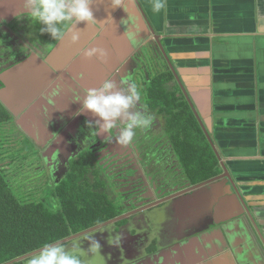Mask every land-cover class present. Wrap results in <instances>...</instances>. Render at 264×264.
<instances>
[{
	"label": "crops",
	"instance_id": "0c3cea01",
	"mask_svg": "<svg viewBox=\"0 0 264 264\" xmlns=\"http://www.w3.org/2000/svg\"><path fill=\"white\" fill-rule=\"evenodd\" d=\"M4 4L0 15L11 10L12 21L23 10V0ZM92 11L98 23H78L54 48L24 53L3 74L13 100L24 101V107L12 105L20 110L12 115L20 117L21 131L49 141V149L42 147L48 158H65L68 147L80 150L91 139L88 121L95 118L78 115L82 103L76 99L106 79L123 87L139 77L142 89L151 78L136 58L148 56V49L152 65L158 63L152 72L169 71L171 85L193 104L224 177L194 191L184 180L169 207L155 208L165 200L152 205L161 235L153 255H139L125 240L122 253L110 260L264 264V0H167L160 14L153 13L151 0H121L117 8L112 0H93ZM72 31L80 33L78 43L72 42ZM129 31L136 33V44L124 35ZM88 47L107 49V60L86 58ZM99 137L120 145L113 132Z\"/></svg>",
	"mask_w": 264,
	"mask_h": 264
},
{
	"label": "trees",
	"instance_id": "16d2710c",
	"mask_svg": "<svg viewBox=\"0 0 264 264\" xmlns=\"http://www.w3.org/2000/svg\"><path fill=\"white\" fill-rule=\"evenodd\" d=\"M174 81L170 72L155 75L146 81L144 95L150 110L166 124L184 180L197 186L219 177L222 169L188 101L180 88L171 85ZM15 124L0 100V264H12L45 243L63 242L124 213V204L107 195L106 184L93 183L98 168L85 154L80 163H70L68 175L52 189L37 181L42 172L36 167L43 157L34 148H24L21 134L15 140L11 133ZM13 264H27V260Z\"/></svg>",
	"mask_w": 264,
	"mask_h": 264
},
{
	"label": "clouds",
	"instance_id": "9594fccd",
	"mask_svg": "<svg viewBox=\"0 0 264 264\" xmlns=\"http://www.w3.org/2000/svg\"><path fill=\"white\" fill-rule=\"evenodd\" d=\"M92 5L93 0H23V10L20 13H16V17L18 19L27 17L33 25H41L39 29L41 34L48 33L54 40H62L70 29L76 28L75 26L78 23L86 22L88 26L98 23L94 18ZM120 6L121 0H112V8ZM151 8L153 13L160 14L167 8V0H151ZM124 35L133 44L137 43L135 32L129 31L124 33ZM71 39L74 44L78 43L80 33L72 31ZM83 54L86 58H96L101 62L106 61L109 56L108 50L103 47H88L84 50ZM76 101L82 103L77 113L78 115L91 113L95 118L94 122L88 121V125H92L95 128L94 135L108 137L115 131L117 143L121 145L131 144L137 134V130L147 129L153 122L152 116L143 109L141 105V91L137 84L133 82L121 87L116 81L106 79L99 87L86 89L84 95L77 98ZM16 120L17 118H15V123ZM15 125L18 136L21 134L25 137V140L26 138H29L31 141L35 140V138L30 135L28 137V134L21 131L19 123ZM29 147L32 149L31 146ZM81 155L71 157L68 160L79 158ZM70 162H68L69 165ZM44 173L37 178V181L42 182L44 185L46 183L51 187L53 180L48 177L49 179L47 178L46 181ZM43 190L47 191L45 188ZM122 211L124 213L121 216L111 221L131 214L129 213V209H123ZM126 220H129V218H124L113 224H109L110 221H108L99 226L103 225L102 228H104L112 225L116 230H119ZM97 227L87 232L102 229ZM89 233L70 241L73 242L71 245H66L70 242L63 243L59 240L45 243L38 251L29 256L27 264H106L105 257L101 254L102 246L100 242L94 236L88 237ZM84 237L88 241L86 249L83 247L82 240L77 241L82 238L84 239ZM108 242L113 244L111 237Z\"/></svg>",
	"mask_w": 264,
	"mask_h": 264
},
{
	"label": "flooded vegetation",
	"instance_id": "af4514ba",
	"mask_svg": "<svg viewBox=\"0 0 264 264\" xmlns=\"http://www.w3.org/2000/svg\"><path fill=\"white\" fill-rule=\"evenodd\" d=\"M26 21L27 20L25 18H23L22 21H19V23L20 22L22 23L20 30H17L16 34L14 35L12 34L11 36L12 39L11 38L9 39V43L7 44L8 46L5 45V42L1 41L2 37L0 38V91L1 92L8 89V86H6L7 82L4 83L1 81V77L3 76V74L9 72L12 66H15L17 63L20 62V60H23L24 58V54L17 55L20 51H17L16 49L19 46L25 44L23 43V40L28 42V40L23 37L24 33L22 32V27L25 26L24 23ZM9 22L13 24L14 20L13 21L9 20ZM29 22L31 24L30 20ZM2 28L4 27H0L1 32H3ZM5 32H7V30L4 28V32L1 33V35L7 34ZM17 34L21 37V39H19L20 37H17ZM18 39L21 41L22 44L17 45L18 42H14L15 40ZM59 41L60 40L56 41L50 38L49 36L48 37L43 36V38L36 39L37 45L33 49L42 50V51L49 50L50 48H54ZM13 47L15 48V50H13ZM3 48H6L8 52L4 53L2 51ZM12 51L15 52V56L17 55V57H15L13 61L10 60L11 58L9 57L10 54L13 53ZM139 79L140 78L137 77L134 78L133 81L137 83L138 87H141L140 85L141 82ZM9 109L11 110L12 114L13 112H15L13 109H11V107H9ZM146 112L151 116H155L154 112L150 109L149 112L148 111ZM156 118L158 117L155 116L154 121L152 122L151 126L148 128L151 135L150 138H148L147 136L146 137L149 140L152 139L153 141V137H154V135H152L153 131H157V133L161 134L160 136L155 135L156 137H160L157 140L158 142L160 141L159 147L157 146L156 148L157 154L160 153L158 156L159 158L162 155L160 151H166V149L172 150V145L168 135L164 133V130H158L161 129L159 127L161 125L159 121L160 119L159 118L156 119ZM162 129H164V127H162ZM138 133L140 137H138ZM145 133L146 132L144 131L142 133V131L138 129L137 134L131 145L130 146L127 145L126 147H124L125 145L121 146L120 150L119 149L116 150L115 145H112L109 142L106 151L96 152L97 155H100V160H101L100 164H101V169L103 171V175L111 181V184L114 188L113 190H115L114 194L111 193L112 189L108 186L107 182H104V184H106L107 186V190H109V192H107V195H111V197H114L116 203H120V204L124 203L125 207H123V209H129V213L132 214V216L129 217V220H126L124 222L125 224L121 226V229L119 230H116L115 227L110 225L102 228L101 230L98 231L93 230L92 232L89 233L88 237L94 236V238L100 242L102 246L101 254L106 258V264H116V259L118 254L119 253L121 254L123 251V248L121 246L122 244H124L125 240L128 241V247L134 249V251L138 252L139 255L141 254L146 256L153 255V252L158 243L157 240L158 238H159L158 241L161 240V235L159 231L157 232L155 231L157 227V223L156 225H154L153 223L154 221H152V217L154 216L155 209L153 208L150 209V208L152 207V205L155 204V202L165 200L167 202L164 205H162V207L159 206L160 207L159 208L155 206V208H158L157 210L163 211L162 209L163 206L169 207L168 205L171 203L170 201L173 200L171 199L172 196L176 195L175 193H178L176 189L183 188L184 190L185 187L184 185H181L184 182V178L183 176H179L178 172L174 173L173 176L169 174L166 178V182L167 180H171L172 178H176L178 180L180 179L181 183L180 186L178 187L174 186L171 187V190L167 189L169 188L168 186L169 182L166 185H162V187H161L162 183L161 184L157 183L156 185L154 184L153 188L147 186V183L145 182L146 177L148 176L149 178H151L150 175L152 173L153 168H155L156 165L155 163H159V162L158 161L154 162V167L152 166V168L145 167L148 166L146 163L148 154L151 155L154 151V150L152 151L151 147L147 148V146L145 147L147 148L148 151H145L146 148L143 147L145 144L142 146L138 145L137 140L138 139L141 140L142 138H144L142 136L146 135ZM32 141H36V140H32ZM89 143H90V139H89ZM134 144L136 146H134ZM69 149H72V152H69L70 156L72 154H76V156H79L77 155L78 152L80 151L79 149H75L74 147L71 148L68 147L67 150ZM65 156L68 159L71 158L67 156V152L65 153ZM161 157H162L161 159L163 160V156ZM42 159L44 160V158ZM45 159H46L45 161L46 163L40 161L42 163L39 166H37L36 169L42 173L47 170L50 171L52 176L51 179L53 180V185H57L58 182L62 181L63 178L67 176V172L69 171L70 165L68 161L65 162V158L63 157H60L59 163L53 161L52 164L51 163L49 164L48 157L45 156ZM52 188L53 187L51 186V189ZM154 188H157V191L153 192ZM159 193L161 194L160 196ZM156 195L159 196L158 200L156 197H154ZM145 208H148L150 210L144 211ZM148 218H150L151 225L147 223ZM154 219H156L155 216ZM135 228L138 229L139 231H137V233L135 232L131 233L132 231H136ZM156 235H158V237ZM110 237L113 240V244H110L108 242ZM83 240H85L84 242L85 245L88 246V241L86 239ZM111 257L116 259L114 261H111L110 260Z\"/></svg>",
	"mask_w": 264,
	"mask_h": 264
},
{
	"label": "rangeland",
	"instance_id": "374dc122",
	"mask_svg": "<svg viewBox=\"0 0 264 264\" xmlns=\"http://www.w3.org/2000/svg\"><path fill=\"white\" fill-rule=\"evenodd\" d=\"M16 14H14V16H15ZM10 20L11 18L9 17V15H0V27H4L6 30H7V32H5V33H7V34H5V35H1V33H3L4 32V28H2V31L3 32H1L0 31V38L2 37V39H1V41L2 42H5V45L6 46H8L7 44L9 43V39L11 38V36H12V34L14 35V34H16V31L17 30H20V27H21V25H22V23L20 22L19 23V21H22L23 20V18L22 19H17L16 18V20L14 19V22H13V24L11 23V22H9V20ZM27 21L24 23L25 24V26L24 27H22V32L24 33V35H23V37L25 38V39H27L28 40V42L27 41H25V40H23V43H25V44H23V45H21V46H19L16 50L17 51H20L17 55H19V54H26V53H28L30 50H34L33 48H35L36 47V45H37V43H36V39L37 38H43V36H46V37H51V35L50 34H48V33H44V34H41L40 33V31H39V29H40V27H41V25H39V24H36V25H33L32 24V22H31V24H30V22H29V19L27 18V17H24ZM10 32V34H9V32ZM48 35V36H47ZM17 37H20L18 34H17ZM16 37V38H17ZM16 38H14V39H16ZM12 39V38H11ZM19 39H21V37L19 38ZM15 40L14 42H18V44L17 45H20V44H22L21 43V41L20 40ZM13 41V40H12ZM9 50V49H8ZM13 50H15V48L13 47ZM2 51L4 52V53H6V52H8L7 50H6V48H3L2 49ZM13 52V51H12ZM146 54L148 55V56H150L151 55V53L150 52H148V49L146 50ZM148 56H146V55H144V56H142V55H139L137 58H136V60L140 63V65H141V69H140V71H145L144 73L146 74V77H149V78H152V77H154L155 76V74H154V72H152V70H151V66H152V68L154 69V66H158V63L157 62H155L154 63V66L152 65V61L149 59V57ZM11 59L10 60H12L13 61V59L15 58V52H13V53H11L10 54V56H9ZM164 64H166V63H162V64H160V66H165ZM144 65H146L147 67L143 70V66ZM167 72H169V71H167ZM167 72H163L164 74L165 73H167ZM162 73V74H163ZM141 77V76H140ZM141 90V105H142V107H143V109L145 110V111H148L149 112V109H150V107L148 106V104H147V100H146V98H145V95H144V92H145V90H146V88H145V86H143L142 87V89H140ZM147 97V96H146ZM5 106V105H4ZM30 110V108L26 111V112H28ZM152 118H153V121H154V119H155V116H152ZM63 119V118H62ZM156 119H158V118H156ZM64 120V119H63ZM18 123L20 124V117H17V120H16V124L18 125ZM163 123V122H162ZM164 125H166L165 124V122H164ZM15 128V130L12 128L11 129V133L13 134V136L15 137V140H16V138L18 137V132H17V128L16 127H14ZM158 129V128H157ZM94 130H95V128L94 127H92L91 125H89V129H88V132H87V134H89L90 135V143H89V140H87V142H86V144H82L81 146H80V151H81V154H85L86 156H89V158H87L86 160H91V163L93 164V165H95L98 169H96L95 170V175H94V181H93V183L94 182H96L97 180L99 181L100 180V182H102L103 184H104V182H107V184H108V186L112 189V191H111V193H115V190H113L114 188H113V186H112V184H111V181L109 180V179H107L102 173H101V171L99 170V168L101 169V164H100V162H101V160H100V155H97L96 154V152H99V151H106V149H107V147H108V145H109V142L110 141H105V140H102L98 135H94L93 134V132H94ZM153 130H155V129H153ZM158 130H164V133H166V135H167V132H166V129H165V127H164V129H158ZM142 131V133H143V131L144 132H146L145 134L146 135H144V136H142V137H144V138H142L141 140H137V143H138V145H140V146H142V145H144L143 147L144 148H146L145 146H147V148H150L151 147V149H152V151H153V153L151 154V155H149L148 154V157H147V161H146V163H147V165L148 166H145V167H147V168H149V167H151L152 168V166L154 167V162H159V163H155L156 165H155V168H153V170H152V173H151V178H149L148 176L146 177V180H145V182L147 183V186L148 187H150V188H153L154 187V184L156 185L157 183H159V184H161V187H162V185H166V184H168V182H169V186L170 187H174V186H180V183H181V181H180V179L178 180V179H176V178H172L171 180H167V182H166V178H167V176L169 175V174H171V176H173L174 175V173H176V172H178V175L179 176H183V178L185 177V173L183 172V170H182V167L180 166V163H179V161H178V159L176 158V155L173 153V150H171V149H166V151H160L161 153H162V155L161 156H163V160L161 159L162 157L160 156L159 158H158V156H159V154H157V152H156V148H157V146L159 147V143H160V141L158 142L157 140L160 138V137H156V136H160L161 134L160 133H157V131H153V134L152 135H154V137H153V141H152V139L151 140H149L148 138H150V131H149V129L147 128V129H144V130H141ZM113 133H114V135H117L116 134V132L115 131H113ZM39 136H44L45 137V135H44V133L41 131V133H39L38 134ZM156 135V136H155ZM148 138H147V137ZM138 137H140L139 136V133H138ZM8 139L10 140V142H11V144H14V140H12L11 139V136L10 137H8ZM35 140L36 141H31L29 138H26V140L24 141V148H28V149H30L31 150V148L29 147V146H31L32 148H34V150H35V152L37 153V154H39V155H41L43 158H44V160H43V162L44 163H46L45 161H46V159H45V154H46V152H44V150L45 149H43L42 147H47L48 148V146H47V144H48V142L49 141H46L45 142V140L44 139H42V138H39V137H37V138H35ZM149 140V141H148ZM36 142H38V143H36ZM158 142V143H157ZM35 145H38L37 147L35 146ZM131 144H129V146H130ZM121 146H124V145H117V146H115L116 147V150L117 149H119L120 150V148H121ZM127 145H125L124 147H126ZM134 146H136L135 144H134ZM133 146V147H134ZM154 146V147H153ZM153 147V148H152ZM135 148V147H134ZM147 148H146V150L145 151H148L147 150ZM49 149V148H48ZM32 152H34V151H32ZM69 152H72V149H69V150H67V156L68 157H74V156H76V154H72L71 156L69 155ZM62 157V156H61ZM59 160H60V157H58L57 155L56 156H54V157H50L49 158V164L51 163H53V161L54 162H57V163H59ZM160 160V161H159ZM162 160V161H161ZM69 162V161H72L71 163H80L79 162V158H73V160H68V158L65 156V162ZM73 163V164H74ZM161 166V167H160ZM191 169L193 170V167H191ZM102 170V169H101ZM44 176H45V178H46V181H47V178L49 177V178H51L52 176H51V173H50V171H45V173H44ZM178 177V176H177ZM48 178V179H49ZM92 178V177H91ZM181 178V177H180ZM109 180V181H108ZM102 185V184H101ZM156 189V190H155ZM155 191H157V188H154V190H153V192H155ZM107 192H109V190H107ZM161 194L159 193V196H160ZM159 196L158 195H156V196H154V197H156L157 199L159 198ZM156 200V199H155ZM155 220V219H154ZM147 223H149L150 225H151V222H150V218H148L147 219ZM135 230L136 231H134L135 233H137V231H139L138 229H136L135 228ZM81 242H83V247L86 249L88 246L87 245H85V240H83V241H81ZM105 260H106V258H105Z\"/></svg>",
	"mask_w": 264,
	"mask_h": 264
},
{
	"label": "water",
	"instance_id": "95a60500",
	"mask_svg": "<svg viewBox=\"0 0 264 264\" xmlns=\"http://www.w3.org/2000/svg\"><path fill=\"white\" fill-rule=\"evenodd\" d=\"M11 1H12V0H0V4H2V3H6V4H4V6H5L4 8H6V7H7V4H10ZM0 6H1V5H0ZM10 11H11V10H10ZM10 11H4V12L7 13V15H10V16H11L12 14L10 13ZM24 66H25V65H24ZM6 74H7V73H6ZM175 75H176V73H175ZM6 76H7V75H6ZM6 76L3 75V76L1 77V81L4 82V83H6V79H4ZM178 81H179V79H178ZM179 82H180V81H179ZM6 86H8L7 83H6ZM185 95H187V94L185 93ZM0 100H1L2 103H3L5 106H7L8 108H9V107H12L13 103H14V104H20V105H22V107H24V101H21V102L19 103V101H17L16 99L13 100V98H12V96H11V93L9 92L8 89L5 90V91L0 92ZM188 101H189V100H188ZM22 102H23V103H22ZM25 103L27 104V102H25ZM189 103H190L191 107L193 108V104H191L190 101H189ZM11 109L14 110V107H12ZM14 111H15V110H14ZM193 111H194V109H193ZM194 112H196V111H194ZM13 113L16 114L15 116H18L19 113H20V110H17V111H15V112H13ZM223 177H224V176H219V177H217V179H218V180H221V179H223ZM209 184H210V181L204 183L203 186H205V185H209ZM198 187L200 188V187H202V185H199V186L194 187V188H193V191L196 190ZM189 191H190V190H189ZM158 205H159V204H158ZM146 210H147V209H145L144 211H146ZM142 212H143V211H142ZM130 215L132 216V214H130ZM130 215H125V216L122 217V218H118V219H116V220H114V221H110L109 224L117 223V222L123 220L124 218H129ZM102 227H103V225H102V226H99V227H97V228H102ZM89 232H92V231H89ZM89 232H86V233H84V234L78 235V236H76V237H72V238H70V239H68V240L63 241V243L70 242V241L76 239V238L79 237V236H82V235L88 234ZM28 258H29V256H26V257H24V258H22V259H20V260H17V261H15V262H13V263H18V262H20V261L27 260ZM13 263H12V264H13Z\"/></svg>",
	"mask_w": 264,
	"mask_h": 264
}]
</instances>
